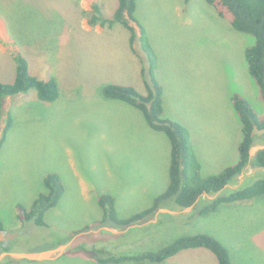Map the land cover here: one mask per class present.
<instances>
[{
  "label": "rangeland",
  "instance_id": "1",
  "mask_svg": "<svg viewBox=\"0 0 264 264\" xmlns=\"http://www.w3.org/2000/svg\"><path fill=\"white\" fill-rule=\"evenodd\" d=\"M94 3L101 6L103 17L112 16L114 0H54V41L46 47L48 38L31 37L42 42L32 44L36 51L23 52L32 74L55 77L57 99L44 102L30 89L4 101L0 136L8 115L12 125L0 150V218L5 230L19 232L14 250L54 249V261L3 264H215L213 256L200 249L164 263L99 260L157 251L180 236L197 233L223 242L235 264H264V196L223 204L206 216L193 206L160 209L139 225L142 228L94 224L102 217V193L114 196L122 217L149 206L168 184L170 161L164 132L150 128L136 108L102 94L109 83L145 93L141 69L148 77L149 63L135 22L130 21L137 34L136 53L130 48L129 31L120 23L87 24L81 11L91 10ZM136 15L158 55L165 116L187 127L203 174L220 172L236 161L242 136L232 94L263 112L244 55L253 37L235 31L206 0H137ZM84 25L92 32H85ZM22 51L0 17L1 81L13 79L14 57ZM261 147L253 146L251 155ZM51 172L61 176L63 195L46 212L44 226L23 221L18 205L29 209ZM263 173V168L247 167L227 187L236 188ZM215 195H203L196 204Z\"/></svg>",
  "mask_w": 264,
  "mask_h": 264
},
{
  "label": "trees",
  "instance_id": "2",
  "mask_svg": "<svg viewBox=\"0 0 264 264\" xmlns=\"http://www.w3.org/2000/svg\"><path fill=\"white\" fill-rule=\"evenodd\" d=\"M206 2L220 18L226 19L235 31L253 37V43L244 52L245 62L263 106V112L260 114L246 98L236 93L232 94L230 101L241 122L242 132L237 146L238 156L236 161L225 166L220 172L207 176L202 175L201 163L190 144L187 127L164 116L163 86L154 73L157 67V54L145 36L144 27L135 15L137 0H116L114 12L110 17L102 16L101 6L97 3L92 5L91 10L81 11L90 26L112 27L113 24L120 23L129 31L130 48L134 52L133 45L137 34L130 21L140 26V39L143 41L142 47L147 51L149 63L148 77L145 69H141L145 93L131 85L109 83L103 86L102 94L107 99L122 101L139 110L149 127L164 132L170 144L169 179L165 190L156 195L149 206L126 217L118 215L113 195L100 194L98 204L103 213L101 219L94 222L98 227L108 226L121 230L132 227L142 228L139 225L153 219L160 209L181 210L193 206L198 215L206 216L223 204L264 196V173L246 179L236 188L227 187L236 181L247 167L264 169V147L257 149L253 155L250 153L253 146L264 145V0H206ZM0 17L7 23L12 38L23 49L22 53H17L14 57L16 66L13 79L0 80V117L6 97L25 93L30 89L36 90L40 100L53 102L59 95L57 80L53 77L40 78L32 74L28 59L23 52L38 49L32 44L40 40H32L31 37L48 38L46 47L54 41L50 38L54 36V0H0ZM11 125L12 119L8 115L0 136V150ZM64 186L59 174L48 173L43 179V191L37 195L29 209L18 205L22 211L20 218L44 226L45 214L59 202L65 190ZM214 194L216 195L213 199L196 204L201 196ZM162 215L171 217L169 213ZM2 229L3 222L0 219V230ZM198 249L211 253L216 264H235L228 247L209 233L180 236L157 251L110 255L99 260L100 262L135 260L163 263L185 251ZM9 251H12V246H4L0 243V254ZM10 260L11 258L6 256L1 264Z\"/></svg>",
  "mask_w": 264,
  "mask_h": 264
},
{
  "label": "crops",
  "instance_id": "3",
  "mask_svg": "<svg viewBox=\"0 0 264 264\" xmlns=\"http://www.w3.org/2000/svg\"><path fill=\"white\" fill-rule=\"evenodd\" d=\"M97 1V0H96ZM115 1V6H116V0H114ZM114 6V7H115ZM135 15H136V12H135ZM136 17H137V15H136ZM88 24V23H87ZM89 25V24H88ZM90 26V25H89ZM93 27V26H92ZM83 30L85 31V32H92V30H91V28H86V25H84L83 26ZM156 54H157V52H156ZM160 62L158 61V55H157V66H158V64H159ZM158 71H160V64H159V70ZM158 71H157V67H156V71H155V75H156V77L158 78V80L160 81V83L162 84V82H161V80H160V78H159V73H158ZM47 78V77H46ZM55 78V77H54ZM162 86H163V84H162ZM230 105V104H229ZM163 106H164V94H163ZM233 108V107H232ZM233 111H234V113H236L235 112V110L233 109ZM168 114V113H167ZM169 115V114H168ZM237 115V114H236ZM164 116H165V109H164ZM166 117V116H165ZM169 117H170V115H169ZM237 117H238V115H237ZM238 119H239V117H238ZM240 120H238V123H240L241 124V122H239ZM186 127V126H185ZM242 137V136H241ZM241 139V138H240ZM6 142V141H5ZM5 144V143H4ZM4 146V145H3ZM201 163V162H200ZM201 172H202V175H204L203 174V171H202V163H201ZM205 176V175H204ZM116 200V199H115ZM18 208V207H17ZM25 208V207H24ZM19 210H21L20 208H18ZM166 210H169V209H166ZM159 211V210H158ZM1 219V218H0ZM3 222V221H2ZM3 229H5V225L3 224ZM14 232H17V231H7V230H5L4 232H2V238H1V240H3L4 239V237H7V238H12V237H16V239H15V241H12V242H10V243H2L4 246H12V251H9V252H15V253H22V252H25V251H19V250H14V249H17L16 247L18 246L17 245V243H18V241H19V238H18V235H19V232H17L18 234L17 235H14V236H9L8 234L9 233H14ZM0 235H1V233H0ZM1 237V236H0ZM52 250H54V249H46V250H37V251H34V252H47V251H52ZM195 251V250H194ZM205 252H208V251H206V250H204ZM209 253V252H208ZM210 255H212L211 253H209ZM10 257V256H9ZM177 257V256H176ZM176 257H174V258H172V259H175ZM5 258V257H4ZM3 258V259H4ZM11 258V263L12 262H19L20 260H18V259H16V258H12V257H10ZM50 258H51V256H50ZM45 259L44 261H38V262H45V261H54V259ZM214 258V257H213ZM2 259V260H3ZM172 259H170V260H172ZM2 260L0 261V264H1V262H2ZM170 260H168V261H170ZM215 260V259H214ZM168 261H166V262H168ZM164 263V262H163ZM216 264V263H215Z\"/></svg>",
  "mask_w": 264,
  "mask_h": 264
},
{
  "label": "water",
  "instance_id": "4",
  "mask_svg": "<svg viewBox=\"0 0 264 264\" xmlns=\"http://www.w3.org/2000/svg\"><path fill=\"white\" fill-rule=\"evenodd\" d=\"M264 132V129H263ZM263 148V147H261ZM250 153L252 154V151H250ZM2 233V232H0ZM17 232L14 233H9V236H14L17 235ZM54 252L52 251H47V252H22V253H15V252H2L0 254V261L6 257V256H10L12 258H16V259H26V260H42V259H48L50 258V256L53 254Z\"/></svg>",
  "mask_w": 264,
  "mask_h": 264
},
{
  "label": "flooded vegetation",
  "instance_id": "5",
  "mask_svg": "<svg viewBox=\"0 0 264 264\" xmlns=\"http://www.w3.org/2000/svg\"><path fill=\"white\" fill-rule=\"evenodd\" d=\"M5 231V229H2V230H0V232H4ZM15 239H16V237H12V238H7V237H4V239L3 240H0V243H10V242H12V241H15Z\"/></svg>",
  "mask_w": 264,
  "mask_h": 264
}]
</instances>
